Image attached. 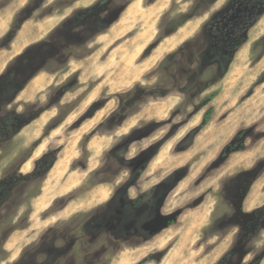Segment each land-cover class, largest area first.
Wrapping results in <instances>:
<instances>
[{
  "label": "rangeland",
  "instance_id": "obj_1",
  "mask_svg": "<svg viewBox=\"0 0 264 264\" xmlns=\"http://www.w3.org/2000/svg\"><path fill=\"white\" fill-rule=\"evenodd\" d=\"M101 1L0 0V264H264V0Z\"/></svg>",
  "mask_w": 264,
  "mask_h": 264
},
{
  "label": "crops",
  "instance_id": "obj_2",
  "mask_svg": "<svg viewBox=\"0 0 264 264\" xmlns=\"http://www.w3.org/2000/svg\"><path fill=\"white\" fill-rule=\"evenodd\" d=\"M51 18H52V16H48V17H45L44 19H41V21L39 22L40 25H41L42 23H45L46 25H48V23H49L48 20L51 19ZM28 21H29V20H26V21L22 24L21 29H19V30L17 31L16 35H15V39L18 37V35H19V33L22 31L24 25L27 24ZM49 25H50V24H49ZM52 27H53V25H52ZM52 27H50L49 29H51ZM49 29H48L45 33H48V32H49ZM34 32H35V34L38 36V38L42 37V35L45 34V33H44V34H40L39 31H35V30H33V31H29V32L27 33V36L24 37V38H27V39H28V38H31ZM26 89H27V87H25V89H23L21 92L24 93V92L26 91ZM159 181H160V180H159ZM159 181H158V182H159ZM156 183H157V182H156ZM156 183H155V184H156ZM155 184H153V185H155ZM68 191H69V190H67V191L64 192V193H67ZM61 194H62V193H61ZM61 194H59V195H61ZM256 203H257V200H256V199H255V200H252V201L248 204V206H249L250 208H253V207H255ZM34 205H36L35 207H39V208L46 206V204L44 203V196L41 195L40 197H38V198L35 200V204H34ZM250 208H249V209H250Z\"/></svg>",
  "mask_w": 264,
  "mask_h": 264
},
{
  "label": "trees",
  "instance_id": "obj_3",
  "mask_svg": "<svg viewBox=\"0 0 264 264\" xmlns=\"http://www.w3.org/2000/svg\"><path fill=\"white\" fill-rule=\"evenodd\" d=\"M104 0H102L101 2H103ZM247 35L246 33L243 35V37L237 41L234 46H233V52H235V50H237L245 41H246ZM232 52V53H233ZM206 59V58H204ZM206 66H202L201 69H204ZM223 74V73H222ZM218 77H222V75H219ZM264 81V80H263ZM212 84V80H207L203 85H202V91H204L206 88H208L209 86H211ZM213 95V94H212ZM211 95V96H212ZM209 121V114L207 113L206 115H204L203 121L201 123V126L205 125L207 122ZM226 153V150L224 149L221 153V156H224Z\"/></svg>",
  "mask_w": 264,
  "mask_h": 264
},
{
  "label": "flooded vegetation",
  "instance_id": "obj_4",
  "mask_svg": "<svg viewBox=\"0 0 264 264\" xmlns=\"http://www.w3.org/2000/svg\"><path fill=\"white\" fill-rule=\"evenodd\" d=\"M244 44V43H243ZM242 44V45H243ZM239 49V48H238ZM237 49V50H238ZM236 50V51H237ZM22 90V89H21ZM233 151V150H232ZM159 183H161V180L159 181V182H157L155 185H157V184H159ZM135 183H133V184H131V187L134 185ZM135 188H137L136 186H135ZM249 189H250V186H249V188H248V191H249ZM247 191V192H248ZM247 195H248V193H247ZM164 202V201H163ZM163 202L161 203V205H160V207L162 206V204H163ZM64 204V203H63ZM263 208H264V202L262 203V204H260V205H258V206H255L253 209H252V211L251 212H253V211H255V212H262V210H263ZM250 210V209H249ZM246 212H248V210H245ZM161 213V215L164 217L165 215H168V214H170V213H168V214H165V213H162V212H160ZM227 253H229V250L228 251H226V254Z\"/></svg>",
  "mask_w": 264,
  "mask_h": 264
},
{
  "label": "bare ground",
  "instance_id": "obj_5",
  "mask_svg": "<svg viewBox=\"0 0 264 264\" xmlns=\"http://www.w3.org/2000/svg\"><path fill=\"white\" fill-rule=\"evenodd\" d=\"M154 9H156V8H154ZM159 9V8H158ZM119 31V30H118ZM43 196H44V194H43ZM47 205V204H46ZM34 206H36V205H34ZM38 212H39V210H38ZM15 255V254H14Z\"/></svg>",
  "mask_w": 264,
  "mask_h": 264
}]
</instances>
